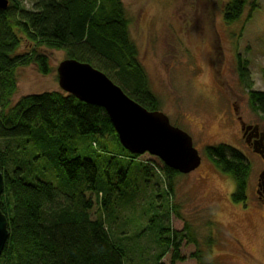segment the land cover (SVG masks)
I'll return each instance as SVG.
<instances>
[{
	"label": "trees",
	"instance_id": "16d2710c",
	"mask_svg": "<svg viewBox=\"0 0 264 264\" xmlns=\"http://www.w3.org/2000/svg\"><path fill=\"white\" fill-rule=\"evenodd\" d=\"M30 1L31 10L23 7L22 0H8V8L0 10V170L5 182L2 210L9 229L0 264H130L124 246L129 236L120 232V221L126 215L117 212L118 208L123 209L122 198L114 190L124 197L127 186L139 174L149 183L150 167L140 164V157L123 147H116L112 153L105 149L104 158L96 161L78 154L80 139L93 142L114 136L118 140L109 115L101 107L63 92L30 95L14 106L11 104L18 67L35 64L42 73L50 72L48 57L38 51L46 48L65 51L68 59L91 65L121 87L130 99L148 111H156V98L146 87V76L130 39L131 23L125 6L122 0ZM244 1L233 0L225 5L224 20L228 24L242 17ZM23 38L35 45L34 51L26 55L18 54ZM237 66L240 80L250 92L249 104L264 121V92L252 90L246 61L239 59ZM114 70H118L121 84L115 82ZM128 91L143 97H132ZM37 146L53 161L60 180L67 183L62 182L57 188L34 179L23 161V153ZM206 155L236 184L232 201H248L251 166L244 154L231 146L218 145L208 147ZM101 160H107L103 174L99 170ZM113 169L121 170L117 182L118 176L114 181L112 178ZM134 171H138L137 178ZM163 171L173 192L178 173L166 166ZM125 180L120 189L119 183ZM139 195L133 192L127 204H133ZM94 198L100 201L96 212ZM187 228L173 231L168 239L161 236L160 240L172 251L168 264H184L199 258L196 248L191 253L183 252L186 240L188 245L197 244ZM158 263L167 264L163 255Z\"/></svg>",
	"mask_w": 264,
	"mask_h": 264
},
{
	"label": "rangeland",
	"instance_id": "374dc122",
	"mask_svg": "<svg viewBox=\"0 0 264 264\" xmlns=\"http://www.w3.org/2000/svg\"><path fill=\"white\" fill-rule=\"evenodd\" d=\"M22 1L24 8L32 9L30 0ZM231 1L122 0L131 23L130 39L137 52V62L146 76L148 91L156 98V111L164 113L174 127L193 138L194 147L202 158L201 167L196 171L188 175L177 172L172 192L163 162L143 155L139 163L150 167V182L146 183L138 171H134L135 178H139L131 180L132 186H127L124 197L114 190L118 198H122V208L130 209L127 213L117 209L126 215L120 221V232L129 236L124 246L130 264H159L158 258L162 255L168 264L172 251L160 240L161 236L168 239L173 231H182L185 226L197 244L188 245L186 240L183 252L191 253L196 248L200 256L197 261L184 264H264V217L253 208L262 163L245 146L237 121L229 116L236 105L238 117L244 123L259 125L264 130V121L249 104L250 92L240 80L237 66L239 59L246 61L252 90L264 92V0H245L242 17L228 24L224 20V7ZM22 40L18 54L34 51V44L25 38ZM38 51L48 57L50 72L42 73L35 64L18 67L12 106L26 96L63 92L58 68L68 60L67 53L46 48ZM117 72L114 70L112 75L115 82L121 84ZM128 92L132 97H143L141 93ZM117 138L106 136L93 142L80 139L78 154L94 161L103 159L105 149L112 153L116 147H123L118 134ZM218 145L240 151L251 166L245 203L232 201L236 184L206 155L208 147ZM35 148L23 153V161L34 179L57 188L60 183H67L60 180L53 161L41 147ZM100 162L99 170L103 174L107 160ZM151 163L156 166H147ZM120 172L113 169V181L116 176V182L119 181ZM121 182L120 189L126 180ZM136 191L139 197L133 204H127ZM99 202L93 212L100 209ZM163 229L168 231L163 233Z\"/></svg>",
	"mask_w": 264,
	"mask_h": 264
},
{
	"label": "water",
	"instance_id": "95a60500",
	"mask_svg": "<svg viewBox=\"0 0 264 264\" xmlns=\"http://www.w3.org/2000/svg\"><path fill=\"white\" fill-rule=\"evenodd\" d=\"M8 5V0H0V10H6ZM58 76L59 86L64 93L107 112L121 145L130 154H149L183 175L201 167L202 158L189 134L174 127L164 113L148 111L130 99L104 73L89 64L68 59L60 64ZM255 130H259V127ZM261 148L255 147V152L264 158ZM4 186V176L0 170V259L9 240L8 218L2 210Z\"/></svg>",
	"mask_w": 264,
	"mask_h": 264
},
{
	"label": "flooded vegetation",
	"instance_id": "af4514ba",
	"mask_svg": "<svg viewBox=\"0 0 264 264\" xmlns=\"http://www.w3.org/2000/svg\"><path fill=\"white\" fill-rule=\"evenodd\" d=\"M238 115H239L238 108L236 105H233L232 112L229 113V116L230 118L232 117L235 121H237L236 122L237 126L240 127L241 132L243 133L245 146L248 149H250L252 153L261 160L262 163V168L260 173L258 174L256 186L254 189L253 208L258 209L260 211L259 214L263 215L264 217V158L255 152V147L257 149H260V146H262L261 150L263 151V155H264V137H262L264 130L259 125L256 124L247 125L242 121L241 117H238ZM256 127H259V130H255ZM261 139L263 140L261 141Z\"/></svg>",
	"mask_w": 264,
	"mask_h": 264
},
{
	"label": "bare ground",
	"instance_id": "6f19581e",
	"mask_svg": "<svg viewBox=\"0 0 264 264\" xmlns=\"http://www.w3.org/2000/svg\"><path fill=\"white\" fill-rule=\"evenodd\" d=\"M146 155H148V156H150L149 154H146ZM140 158L142 157V156H139ZM151 157V156H150Z\"/></svg>",
	"mask_w": 264,
	"mask_h": 264
}]
</instances>
